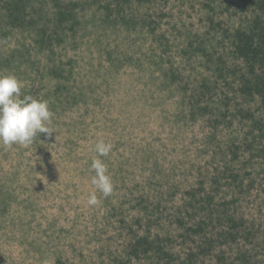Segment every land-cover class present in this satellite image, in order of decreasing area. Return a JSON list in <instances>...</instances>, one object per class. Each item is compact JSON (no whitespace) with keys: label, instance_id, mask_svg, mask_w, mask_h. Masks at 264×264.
I'll return each instance as SVG.
<instances>
[{"label":"rangeland","instance_id":"1","mask_svg":"<svg viewBox=\"0 0 264 264\" xmlns=\"http://www.w3.org/2000/svg\"><path fill=\"white\" fill-rule=\"evenodd\" d=\"M107 1L79 9L81 25L54 45L60 76L36 77L33 67L24 70L29 75L0 71L14 74L34 98L56 100L55 106L48 101L51 137L41 134L29 147L0 145V264H120L147 235L171 239L179 254L188 253L195 245L182 244L178 221L190 226L219 217L221 223L236 219L248 238L232 249L223 245L228 256L247 253L264 264V140L250 151L242 146L249 123L228 124L238 103L254 105L235 94L240 85L233 71L243 67L230 50L229 33L238 22L233 1L125 6L124 16L135 18L136 27L121 20L118 9L107 11ZM33 40L23 33L0 40V47L8 53L30 47L34 58H44ZM171 68L181 74L166 75ZM58 83L70 89L56 93ZM194 87L211 94L225 118L217 116L220 125L209 112L190 117ZM236 136L241 154L232 160ZM99 140L113 145L102 157L114 185L107 198L91 183ZM93 191L100 202L89 206ZM193 195L197 201L214 196V204L188 208ZM222 228L229 231L227 225L216 230Z\"/></svg>","mask_w":264,"mask_h":264},{"label":"trees","instance_id":"2","mask_svg":"<svg viewBox=\"0 0 264 264\" xmlns=\"http://www.w3.org/2000/svg\"><path fill=\"white\" fill-rule=\"evenodd\" d=\"M91 1L0 0V40L10 39L16 35L21 37L23 33H28L37 45L34 46L35 51L42 53V55L46 54L44 58L47 59V64H42L45 61L44 58H34L32 54L33 49L30 47L29 49L21 47L9 53L0 47V71H13L18 76L20 74L29 75L27 69L33 67L34 70H37L36 77H43L49 72L60 76L64 70L60 65L55 64L54 59L51 58L53 52H55L54 45L62 41V35L67 29L75 31L81 25L78 10L85 9L90 5ZM94 1L98 4L100 2V0ZM150 1L112 0L106 2L105 8L109 12H114L115 9H118L117 12L121 16V20L123 19L125 22L132 24L133 27H136L138 23L135 18L129 17L126 19L124 16V7L127 6L131 10L134 4L142 5ZM232 1L229 3L232 8H235V17L238 16V22L237 27L233 28L234 30L231 33L228 30L227 32L229 33L231 53L235 59L241 62V66L243 67L241 70L235 69L233 71V76L238 77L240 85L238 92L235 94H240L246 100L247 106L254 105L246 108L238 103L231 116L233 120H230L228 124L234 125L235 119H239L243 125L245 121L249 123V129L244 135L242 146L250 151H254L256 144L264 140V0ZM50 3H52V7L50 6L51 11L49 10ZM51 14H53L52 17ZM144 20L142 19V23L147 25V20ZM210 22L214 23L213 17H210ZM154 23L156 24L155 28L158 24ZM161 37L159 36L158 38ZM40 65L42 68L38 69L36 66L40 67ZM25 69L27 71H24ZM176 73L181 74L179 71L176 70L175 72L171 68L166 75L170 74L172 78H175ZM61 79L65 78L61 77ZM70 79L68 77L67 81ZM69 89L67 85H61V83L56 84L54 87L56 93ZM182 89L188 91L189 84H184ZM197 89L198 87H194L192 89L193 96H190L192 100V103H190V117L196 119L200 115L199 113L209 112L215 116L214 123L220 125L221 120L218 117L225 118L211 104L213 103L211 94H200L199 91L197 94ZM22 93L33 96L32 92L27 90L22 89ZM205 100L207 101L206 107L201 104ZM48 101H50V105L55 106L56 100ZM210 104L212 106H209ZM230 140L229 151L233 153L232 160L239 159L241 146L238 142L240 138L236 136ZM260 150L264 154V146L260 147ZM256 157L252 155L250 160L247 161L251 162ZM237 178L239 179L238 175ZM193 200L194 203L187 204L188 208L194 209L200 205L203 207L202 205L204 204L211 207L214 204V196H209L206 201H197L196 196L193 195ZM182 220L178 221L181 226L179 235L182 239V244L195 245V248L190 249L188 253L179 254L175 250L176 248L173 246L171 239L167 241L160 237L156 239L150 238L147 235L137 238L131 249H129V253H127L129 259L120 264H126L133 260L139 261V264H258L247 253H241L236 258H231L228 256V250L222 249L223 245H228V249H232L233 246L231 244L240 246V238L248 239L245 232L239 231V227L242 226L241 224L239 225L236 219L227 218V222H224V224L221 223L225 220L224 217H219L216 223L212 219L207 220L206 218L198 222L196 221L190 226H188L187 222L184 224ZM222 225H227L229 231H225L226 228L216 230V227ZM210 227L212 228L209 229ZM167 244L171 246H167ZM60 264L66 263L60 262Z\"/></svg>","mask_w":264,"mask_h":264},{"label":"clouds","instance_id":"3","mask_svg":"<svg viewBox=\"0 0 264 264\" xmlns=\"http://www.w3.org/2000/svg\"><path fill=\"white\" fill-rule=\"evenodd\" d=\"M23 87V83L14 74L0 75V145L4 147H29L41 134L49 138L55 132L51 126L54 113L48 101L23 94ZM112 148L111 143L99 140L94 146L97 156L90 165L94 172L91 183L105 198L113 193L114 185L102 157H107ZM97 191L89 194V206L100 202Z\"/></svg>","mask_w":264,"mask_h":264}]
</instances>
